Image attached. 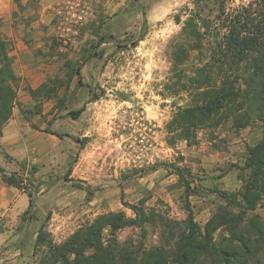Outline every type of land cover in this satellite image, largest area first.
<instances>
[{"label": "rangeland", "instance_id": "obj_1", "mask_svg": "<svg viewBox=\"0 0 264 264\" xmlns=\"http://www.w3.org/2000/svg\"><path fill=\"white\" fill-rule=\"evenodd\" d=\"M252 1L140 0L139 10L133 0H0V36L16 78L8 117L16 130L8 136L19 131L20 139L41 144V162L33 145L18 162L0 155L26 200L23 208L17 199L12 217L0 214V264H37L49 242L61 244L101 215L134 218L125 203L141 206L150 221L143 229L106 228L102 239L133 251L163 242L161 219L183 222L189 210L204 226L221 208L241 211L231 195L240 201L247 147L263 137L261 123L236 129L230 117L197 130L192 144L172 140L167 126L191 105L189 79L208 56L189 49L187 18L198 12L212 19L218 7L228 14ZM178 44L188 58L173 69ZM80 109L73 120L69 113ZM253 218L264 225V196L244 225ZM221 236L228 234L217 231V242Z\"/></svg>", "mask_w": 264, "mask_h": 264}, {"label": "trees", "instance_id": "obj_2", "mask_svg": "<svg viewBox=\"0 0 264 264\" xmlns=\"http://www.w3.org/2000/svg\"><path fill=\"white\" fill-rule=\"evenodd\" d=\"M133 1L142 10L140 0ZM217 12L219 15L212 19L197 12L184 23L182 34L190 39L189 49H206L208 56L204 61L201 59L196 76L189 79L190 90L194 91L191 105L180 109L167 129L174 134L172 140L192 144L197 130L216 128L230 117L236 129L246 127L252 119L261 123L263 137L247 147L244 168L249 170V175L243 181V190L237 193L240 201L231 195L233 205L241 211L230 213L221 208L204 226L193 221L189 210L183 222L161 219L163 242L148 250L133 251L113 239L107 244L102 239L106 228L112 232L126 226L143 229L150 221L151 214L145 213L141 206L125 203L134 218H127L121 212L101 215L61 244L49 242L37 264H264L263 223L253 218L244 225L247 212L254 210L264 196V0H254L228 14L224 7H218ZM184 46L178 44L173 48V69L188 58L189 49ZM9 63L0 36V65H3L0 67V136L15 100L10 82L16 78ZM182 74V70L178 71V78ZM76 75L80 83L79 73ZM81 113L82 109L70 112L69 116L76 120ZM0 176L5 184L23 189L1 167ZM183 185L187 195L190 184L183 181ZM28 197L24 215L30 216L34 202L31 195ZM219 230H224L228 237L221 236L217 242L214 236ZM42 236L37 235L35 248L43 242Z\"/></svg>", "mask_w": 264, "mask_h": 264}, {"label": "crops", "instance_id": "obj_3", "mask_svg": "<svg viewBox=\"0 0 264 264\" xmlns=\"http://www.w3.org/2000/svg\"><path fill=\"white\" fill-rule=\"evenodd\" d=\"M13 127L16 130L15 120L9 119L8 122L2 127V135L0 137V155L9 156L15 161H20L22 158L26 157V149L29 145L32 146V150L37 152L38 161L41 162V144L36 142H28L25 139H20L19 131L17 135H14L13 138H10L9 131ZM33 136V135H32ZM30 136V137H32ZM35 137V135H34ZM32 143V144H31ZM20 157V158H19ZM0 167L7 170V167H4L0 160ZM24 194L19 193L14 187L5 184L0 179V214H5L12 217L13 214H17V203L18 198H23L21 200L22 207L26 206V200L24 199ZM28 203V202H27ZM15 256V255H14Z\"/></svg>", "mask_w": 264, "mask_h": 264}, {"label": "water", "instance_id": "obj_4", "mask_svg": "<svg viewBox=\"0 0 264 264\" xmlns=\"http://www.w3.org/2000/svg\"><path fill=\"white\" fill-rule=\"evenodd\" d=\"M23 246V245H22Z\"/></svg>", "mask_w": 264, "mask_h": 264}]
</instances>
